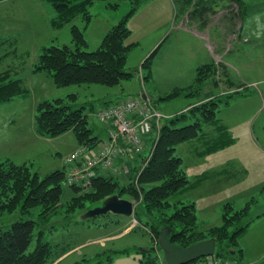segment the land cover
<instances>
[{"label":"rangeland","instance_id":"obj_1","mask_svg":"<svg viewBox=\"0 0 264 264\" xmlns=\"http://www.w3.org/2000/svg\"><path fill=\"white\" fill-rule=\"evenodd\" d=\"M134 4L133 0H93L89 5L92 18L84 28L87 49H96L106 31L128 14ZM54 15V8L46 0H0V38L7 36L6 32L17 37L15 43L0 44V71L12 67L11 74L20 77L30 89L29 96L0 104V161L21 151L25 158L30 156L33 169L44 175L49 170L62 167L65 156L80 146L72 131L48 137L43 140L41 148L39 141L32 145V118L36 104L44 99L78 93L76 105L84 107L89 126L93 134L101 139V145L107 136L104 129L106 123L98 118L97 111L105 102L139 97L145 92L167 115V119L185 113L173 123V126L181 127L193 123L199 116L188 110L191 106L211 96L249 89V94H238L231 98L229 104L221 103L219 106L218 117L235 139L231 145L203 156L197 152L202 140L193 139L177 145L176 153L183 159L190 185L184 192L173 196L175 199L181 197L195 201L199 225L203 230L222 223L226 203L232 202V214L256 197L245 219L252 221L239 238L238 246L242 251H238L236 259L232 260L238 261L239 258L242 264H264V215L260 219L256 217L264 212V191L260 192L264 189V104L263 98L258 95L259 90H264V42L253 49L255 64L263 65V70L260 71L259 67L248 74V78L258 80L257 83L239 84L238 72L242 71L239 61L247 59L250 54L247 50L249 44L244 40L246 32L239 36L238 26L229 24L230 21L236 24L238 20L233 3L229 0H192L184 9L181 0H140L127 21L132 31L128 41L136 42L127 59V68L134 75L115 87L101 84L57 87L46 73L33 71V63L40 51L38 45L72 43L71 23L54 28L50 24ZM74 22L81 27L85 25L81 17ZM208 22L212 25V32H218V53L224 57L222 60L235 63V67L222 63L227 76L218 74L217 82L223 83L219 87L211 78L201 84L195 79L196 67L208 60V40L200 28ZM223 22L226 25L224 32ZM158 46L151 62V76L144 80L142 74L148 75V69L142 68L141 64ZM216 49L217 45H214ZM24 51L26 53H22ZM214 55L217 60L215 51ZM223 76L235 84H229ZM176 89L182 92L170 97ZM189 103H192L191 106ZM213 127L205 124L204 131L208 132ZM152 135L155 139L156 132ZM151 146L152 141L145 151L149 152ZM226 161L235 164V169H239L237 173L196 181L200 173L221 168L220 165ZM113 174L120 183H125L132 172ZM72 195L74 192L64 182L60 205L44 218L38 217L39 208L32 209L28 214L19 210L4 211L0 212V226L7 228L19 218H34L35 234L42 231L44 240L50 241L56 253L62 254L51 264H72L84 259L85 264H143L151 258L161 261L164 253L156 247L147 226L135 222L132 216L112 212L83 218L91 204L86 201L83 206L73 209L68 203ZM127 227L129 230L124 232ZM34 243L35 238L31 247Z\"/></svg>","mask_w":264,"mask_h":264},{"label":"trees","instance_id":"obj_2","mask_svg":"<svg viewBox=\"0 0 264 264\" xmlns=\"http://www.w3.org/2000/svg\"><path fill=\"white\" fill-rule=\"evenodd\" d=\"M46 1L55 10V15L50 20L54 28L71 23L72 43L43 45L33 63L34 72L47 73L57 87L72 84L115 87L123 80L132 78L134 74L127 68V59L136 42L128 41L132 31L127 21L137 9L140 0H133L135 4L129 13L106 31L100 45L93 50L87 49L88 41L84 31L92 18L89 5L93 0ZM229 1L236 4L237 15L242 19L246 12L243 0ZM191 2L192 0H181L182 8L186 9ZM79 17L84 21V27L74 22ZM158 48L159 46L141 64L142 68L148 69V75L142 74L144 80L151 76V62ZM218 74L227 76L226 69L221 61L212 60L197 67L195 79L199 84L209 78L216 83ZM226 81L233 84L229 78ZM181 92V89H176L169 96H176ZM238 94L243 92L233 90L222 96H211L191 106L188 110L199 116L188 125L173 126L185 113L166 119L159 131L154 130L146 137L144 150L127 159L129 171L126 174L132 172V175H129L125 183H120L118 177L111 172L100 171L93 177L89 187L68 184L74 192L68 202L69 206L74 209L88 201L90 208L112 194L118 193L121 197L127 195L135 203L133 218L148 227L157 248H160L161 229L168 228L169 237L175 244L188 246L209 237L216 240L217 255L234 258L238 251H242L238 246L239 238L251 223V220L245 219L256 197L249 199L245 206L232 214V202L226 203L222 223L203 230L199 225L195 201L181 197L175 199L173 195L184 192L190 185L183 159L176 153L177 145L201 138L205 134V124L215 125L225 135L213 140L209 150L231 143L233 139L220 123L218 111L221 103H228L230 98ZM29 95L30 89L21 78L12 76L9 70L0 71V104ZM78 98V93H69L66 97L39 101L36 105L35 128L38 134L46 137L72 131L80 146H87L92 150L99 146L101 139L93 134L84 107L76 105ZM153 132H156L155 139L153 135L150 136ZM151 141V149L147 152L145 150ZM67 166L66 163L63 167L42 175L33 169V162L18 163L10 158L1 160L0 212L19 210L22 214H28L32 209L39 208L38 217L44 218L61 203ZM142 216L145 219L142 220ZM35 227L34 218H19L7 228L0 226V264H51L62 255L56 253L50 241L44 240L42 231L35 234ZM34 238L35 243L31 247ZM84 260L72 264H85ZM147 262L165 264L163 258L160 262L151 258L143 264Z\"/></svg>","mask_w":264,"mask_h":264},{"label":"built area","instance_id":"obj_3","mask_svg":"<svg viewBox=\"0 0 264 264\" xmlns=\"http://www.w3.org/2000/svg\"><path fill=\"white\" fill-rule=\"evenodd\" d=\"M101 121L108 125V140L95 151L80 146L65 156L69 165L67 184L89 187L100 171L128 172L126 162L145 148L146 137L159 131L167 115L148 97H132L109 104L98 112ZM188 264H239L216 254L200 257Z\"/></svg>","mask_w":264,"mask_h":264},{"label":"crops","instance_id":"obj_4","mask_svg":"<svg viewBox=\"0 0 264 264\" xmlns=\"http://www.w3.org/2000/svg\"><path fill=\"white\" fill-rule=\"evenodd\" d=\"M243 2H244L245 7H246V12H245L244 16L242 17V19H240L238 17V15H237V18H238L237 23L235 24L234 22H231L230 21L229 24L232 25L233 27L238 26L239 36L242 35L241 34L242 32H246V36L244 37V40H246L248 42V44H249V47H248L247 50L249 51L250 56L247 59H244V60L242 59L241 61H239V64L241 65V69H242L241 72H238L239 73V76H240V82H239V84L243 83V84H246L247 85V83H248L249 85H251V84L257 83L258 80H250L248 78V74L251 73L252 70H254V69L258 70L259 67H261L260 68V71L263 70V65H257V64H255L256 62L254 61L253 49L256 48L259 45V43L261 44V43L264 42V0H243ZM233 6L236 9V4L233 3ZM51 18H50V20H51ZM222 25H223L222 30L224 32L226 25H224V22L222 23ZM200 26H201L200 28H201V30L203 32L202 35L204 37H206L207 40H208L207 41V47H208V50H207L208 53H207V55H208V60L202 62L201 64H204V63H207L209 61L214 60V61H217V62L218 61H221L223 64H226L229 67H235V63L233 61L222 60L224 57H222L218 53V47H219V43L217 42L218 32H217V34H215L216 31H213L212 32V25H210L209 22L207 24H205V25L203 24V25H200ZM184 27H186V26H184ZM185 29H187V27ZM12 31H14V30H12ZM6 35L7 36L0 38L1 39V45L2 44H6L7 42H10V43L17 42V37L16 36H14L13 34H12V36H10L11 35V32H6ZM213 35H215V36H213ZM43 45H47V44H40V45H38V47H39L40 50L43 47ZM214 45H217V49H216L217 51L214 50ZM11 51H17V50L16 49H12ZM214 51L217 54V60H215ZM7 53H9V52H6L5 54H7ZM22 53H26V51H24ZM197 67H196V70H197ZM224 69H226V68H224ZM5 70H9L12 73V67L11 68L8 67ZM1 71H3V70H1ZM46 75L49 76L47 73H46ZM223 78L225 79L224 76H223ZM212 81L214 82L213 79H212ZM232 83L235 84L234 81H232ZM215 84H216L217 87L223 85V83L222 82H219V81L216 82ZM246 90H249V89H243V90H241L243 92V94H241V95H247V94L250 93V90L249 91H246ZM142 93H145V92H142ZM263 94H264V90H263V92L261 90H259L258 95H260L263 98V104H264V95ZM145 95L147 97H150V95H148L147 93H145ZM230 100H231V98L229 99L228 103H224V104H229L230 103ZM118 101H120V100L117 99V100H113V101H110V102H105L104 104H101V108L103 106H105V105H108L109 103H115V102H118ZM194 103H196V102H193V104ZM191 104L192 103H189V106H191ZM219 120H220V123L226 128V131L229 134L228 136H230L233 139V141L231 143H229V144L221 147V148L216 149V150H209V145H210V143L213 140L220 139V138H222V136L225 137V135H223L224 133H221L220 132V129L217 128V127H215V125H213L214 127L212 129H209L208 132L205 131V134L201 138H197L198 140H202L201 148H200V150L198 149V151H197L201 156H203L205 154H209V153L215 152L217 150H220V149H222V148H224V147H226L228 145H231L234 142L235 139L232 136V134H231L228 126L225 123H223L220 118H219ZM210 125H212V124H210ZM30 128H32L33 129V132H34V135L32 136V139H31V140H33L32 142H34L32 145H35L36 142L39 141L40 142V148L43 147L44 146V141L43 140H47L48 137L42 136V135L38 134V132L36 131V128H35V115L32 118V125H31ZM104 129L106 131L107 136H106V138L103 141H105V140L108 139V127H107L106 124L104 125ZM30 145H31V143H30ZM194 146L195 145H193V147ZM74 149H72V150H74ZM96 149L97 148H94V149H92V151H95ZM15 154L17 156H15ZM15 154H12V156H7L6 158H10V159H12V160H14V161H16L18 163L32 161L30 159V156L28 158H25L23 156V154H21V151H20V153L17 152ZM17 157H20L21 160H18ZM65 164L66 163H64L63 166ZM220 166H222V167L221 168H218V169H214L213 168V169L205 170L204 172L200 173L198 176H196L197 177L196 178V181H198V180L201 181V180H204V179H208V178L213 177V176L215 177V176H221V175L224 176V175L234 174V173H237L236 171L239 170V169H235V164L233 162H231V161H226L224 164H222ZM57 168H60V167H57ZM263 191H264V189H261L260 190V192H263ZM263 215H264V212L257 214L256 217H258L260 219V218H262L261 216H263ZM128 230H129V227H127L124 230V232L125 231H128ZM233 259H236V258H233ZM237 262L239 264H242V261H240L239 258H238V261Z\"/></svg>","mask_w":264,"mask_h":264},{"label":"water","instance_id":"obj_5","mask_svg":"<svg viewBox=\"0 0 264 264\" xmlns=\"http://www.w3.org/2000/svg\"><path fill=\"white\" fill-rule=\"evenodd\" d=\"M142 93V97H145ZM135 204L131 199L121 197L118 193L112 194L88 208L83 215L93 217L107 212L119 215L132 216ZM170 230L162 228L159 235V247L163 250V260L165 264H188L200 257L213 255L216 253V240L206 238L188 246H180L171 241Z\"/></svg>","mask_w":264,"mask_h":264},{"label":"bare ground","instance_id":"obj_6","mask_svg":"<svg viewBox=\"0 0 264 264\" xmlns=\"http://www.w3.org/2000/svg\"><path fill=\"white\" fill-rule=\"evenodd\" d=\"M97 147V146H96Z\"/></svg>","mask_w":264,"mask_h":264}]
</instances>
